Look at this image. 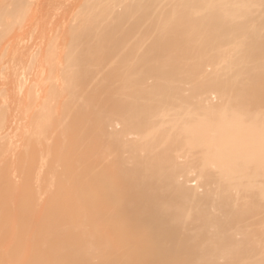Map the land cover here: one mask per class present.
I'll return each instance as SVG.
<instances>
[{
	"label": "bare ground",
	"instance_id": "6f19581e",
	"mask_svg": "<svg viewBox=\"0 0 264 264\" xmlns=\"http://www.w3.org/2000/svg\"><path fill=\"white\" fill-rule=\"evenodd\" d=\"M0 264H264V0H0Z\"/></svg>",
	"mask_w": 264,
	"mask_h": 264
}]
</instances>
